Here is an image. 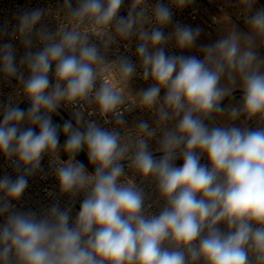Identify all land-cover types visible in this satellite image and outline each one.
Instances as JSON below:
<instances>
[{
  "label": "clouds",
  "instance_id": "9594fccd",
  "mask_svg": "<svg viewBox=\"0 0 264 264\" xmlns=\"http://www.w3.org/2000/svg\"><path fill=\"white\" fill-rule=\"evenodd\" d=\"M195 3L63 0L0 27V264H264V6L224 0L198 43L175 19Z\"/></svg>",
  "mask_w": 264,
  "mask_h": 264
},
{
  "label": "built area",
  "instance_id": "2783aa9c",
  "mask_svg": "<svg viewBox=\"0 0 264 264\" xmlns=\"http://www.w3.org/2000/svg\"><path fill=\"white\" fill-rule=\"evenodd\" d=\"M63 0H0V27H2L5 22L9 23V30L11 31L12 26L15 24L14 16L18 12H22L24 10L41 7V8H48L51 7L53 9L56 8L57 4H62ZM154 2V0H153ZM127 3V0H126ZM224 0H213L212 3H209V0H196V3L192 6V8L185 9L182 13H177L175 16V19L179 20L181 23L189 24L193 27L200 26L204 29V33L202 34V37L211 36L214 34L218 29L219 25L216 23V21L213 20V17L221 15V6L223 5ZM195 9V11H193ZM227 11H231L230 9H226ZM122 14L126 15V10L123 11ZM233 20H236L235 16H232ZM49 26L54 30L56 27L55 21L52 18H48L46 21ZM238 23L242 21H237ZM10 39L9 36H4L2 39H0V43L7 42ZM12 42L17 47V62L19 61V58L21 55H23V48L19 44L18 40H12ZM121 52H124L123 47L121 46L120 49ZM135 51V45L133 44L132 52L126 53L131 57V59L135 62L136 57L133 54ZM167 51H176L175 49H169ZM188 54V53H185ZM16 81H13V84H15ZM148 85L146 83H143L138 78L134 80L133 88L135 90H138L141 87L146 88ZM13 91L11 86L6 85L4 82L0 81V103H4L7 101V96L9 93ZM163 93H161L162 95ZM27 101L19 103V106L21 107L23 104H26ZM28 104V103H27ZM140 113L137 110L135 113H133L131 116H127L126 118L129 121V126L132 125L134 117H140ZM61 116H63L64 119L70 118L67 112L61 110ZM61 116H54V121L57 123H63ZM144 119H148L147 116L143 117ZM150 122V121H149ZM255 127V125H252ZM61 143H63L61 141ZM153 146H155V143L153 142ZM86 156V153H84ZM157 155H159L157 153ZM62 158L66 159V157ZM83 162V161H82ZM202 162H205L202 160ZM44 165L45 170H48V162L47 158L42 162ZM87 166V161L84 162ZM182 161H177V164H181ZM89 171L91 169L89 168ZM5 172H7L9 175H12L13 178H15V173L12 172V169L10 167H6L4 160L2 157H0V176L4 175ZM30 187L26 190V194L24 197V207L25 209L31 208L33 210H41L44 207H47L52 203V198L47 195L48 191H55L58 194V186L57 182L55 180L54 176L49 175L47 180H41L39 177H33L29 181ZM148 191H151V189H147ZM153 198L154 195H153ZM83 199V196L78 198L75 209L73 210V216H75L76 212L79 210V201ZM67 200L66 197L61 198V206H65V201ZM19 207V205H18ZM153 211H156V209H153Z\"/></svg>",
  "mask_w": 264,
  "mask_h": 264
},
{
  "label": "rangeland",
  "instance_id": "374dc122",
  "mask_svg": "<svg viewBox=\"0 0 264 264\" xmlns=\"http://www.w3.org/2000/svg\"><path fill=\"white\" fill-rule=\"evenodd\" d=\"M240 25H241V27L243 26V23L242 22H240L239 23ZM220 31V29L214 34V35H211V36H207V37H202L201 36V40L198 42V43H209V42H211L212 40H214L215 38H217V33ZM29 105L26 103V104H23L22 106H21V108H23V109H27V107H28ZM78 159L79 160H81V161H83V162H86L87 161V157L85 156V154L84 153H81L79 156H78Z\"/></svg>",
  "mask_w": 264,
  "mask_h": 264
},
{
  "label": "crops",
  "instance_id": "0c3cea01",
  "mask_svg": "<svg viewBox=\"0 0 264 264\" xmlns=\"http://www.w3.org/2000/svg\"><path fill=\"white\" fill-rule=\"evenodd\" d=\"M257 6H258V7H259V6H264V0H258V5H257ZM219 29H220V27H219ZM219 29H218V30H219ZM218 30H217V31H218ZM217 31H216V32H217ZM216 32H215V33H216ZM215 33H214V34H215ZM214 34H212V35H214ZM234 95L236 96V100L238 101V100H239V97H240V95H241V93H240L239 90H237V91L235 92ZM225 103H227V101H226Z\"/></svg>",
  "mask_w": 264,
  "mask_h": 264
},
{
  "label": "water",
  "instance_id": "95a60500",
  "mask_svg": "<svg viewBox=\"0 0 264 264\" xmlns=\"http://www.w3.org/2000/svg\"><path fill=\"white\" fill-rule=\"evenodd\" d=\"M65 139V137L61 136V141L63 142ZM91 169V168H90ZM91 171H93V169H91Z\"/></svg>",
  "mask_w": 264,
  "mask_h": 264
}]
</instances>
